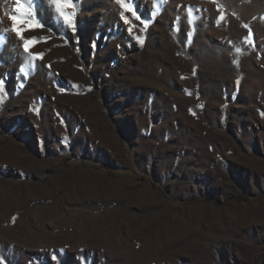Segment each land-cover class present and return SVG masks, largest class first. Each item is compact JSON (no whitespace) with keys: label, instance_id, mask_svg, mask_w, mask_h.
I'll use <instances>...</instances> for the list:
<instances>
[{"label":"rangeland","instance_id":"1","mask_svg":"<svg viewBox=\"0 0 264 264\" xmlns=\"http://www.w3.org/2000/svg\"><path fill=\"white\" fill-rule=\"evenodd\" d=\"M71 2L0 0V264H264V0Z\"/></svg>","mask_w":264,"mask_h":264},{"label":"snow or ice","instance_id":"2","mask_svg":"<svg viewBox=\"0 0 264 264\" xmlns=\"http://www.w3.org/2000/svg\"><path fill=\"white\" fill-rule=\"evenodd\" d=\"M118 2L126 10L132 11L134 13L135 10L132 9L130 5L126 4L125 0H118ZM49 3L55 7L57 16L64 23V25L73 28L75 27V5L71 2V0H49ZM68 8L73 9V11L68 12ZM16 11L19 13V15L9 16V19L12 21V28L10 30L14 32L19 39L24 41L23 46L25 51L27 52L29 51L30 46L39 42V38H25L24 32L35 30L38 27H43V25L39 24L35 20L34 0H24L23 4L19 3V0H17ZM189 13H191V9H189ZM125 22H127V20ZM237 51H239V49H237ZM237 84H239V81H237Z\"/></svg>","mask_w":264,"mask_h":264},{"label":"bare ground","instance_id":"3","mask_svg":"<svg viewBox=\"0 0 264 264\" xmlns=\"http://www.w3.org/2000/svg\"><path fill=\"white\" fill-rule=\"evenodd\" d=\"M104 8H107V7L104 6ZM106 12H110L109 13L110 18H113L114 16L117 15V12L113 9V5H110V7L105 9V10L103 9V11H100V13H98V14L104 15ZM96 19H98V17H96ZM123 26H124V23H123V21H121L120 27L122 28Z\"/></svg>","mask_w":264,"mask_h":264}]
</instances>
